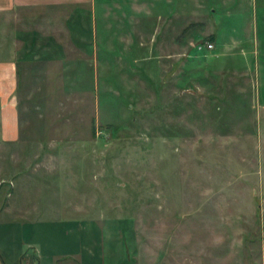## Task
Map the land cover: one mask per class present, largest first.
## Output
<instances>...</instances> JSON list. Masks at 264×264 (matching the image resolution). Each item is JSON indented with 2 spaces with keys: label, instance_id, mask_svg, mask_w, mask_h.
Instances as JSON below:
<instances>
[{
  "label": "rangeland",
  "instance_id": "374dc122",
  "mask_svg": "<svg viewBox=\"0 0 264 264\" xmlns=\"http://www.w3.org/2000/svg\"><path fill=\"white\" fill-rule=\"evenodd\" d=\"M182 16L183 70L117 49L98 70L26 71L22 88L16 71L0 182L16 183L20 264H264V20L256 0H185ZM20 27L0 32L19 69ZM25 108L46 119L28 151Z\"/></svg>",
  "mask_w": 264,
  "mask_h": 264
},
{
  "label": "crops",
  "instance_id": "0c3cea01",
  "mask_svg": "<svg viewBox=\"0 0 264 264\" xmlns=\"http://www.w3.org/2000/svg\"><path fill=\"white\" fill-rule=\"evenodd\" d=\"M234 1L242 3V0ZM259 1L256 0L257 13L262 14L264 20V0ZM184 6L185 0H0V32H4V25L10 20L20 21L24 28L20 27V69L19 59L0 53L1 141L10 143L19 138L16 105L11 101L16 89V71L20 70L22 88L26 71H67L73 66L98 70L100 64L105 63V51L110 53L117 49L122 54V51H144L150 54H142L146 57L157 52L163 66H168L169 59H175L183 70L185 21L180 16ZM154 24L162 27L160 46L156 43ZM210 35L216 36V45L218 35L215 31ZM137 62L142 63V60L137 59ZM26 110L22 109L23 117L20 113V149L23 151L43 145L39 135L44 131L39 130L40 122L46 120L43 115L29 116L24 113ZM45 123L48 125V121ZM29 177L38 180L34 174L22 178L31 180ZM15 184L11 181V188L2 196L6 187L0 182V200L4 199L0 203V264H20V201H13L17 196ZM25 260L33 264L31 255Z\"/></svg>",
  "mask_w": 264,
  "mask_h": 264
},
{
  "label": "built area",
  "instance_id": "2783aa9c",
  "mask_svg": "<svg viewBox=\"0 0 264 264\" xmlns=\"http://www.w3.org/2000/svg\"><path fill=\"white\" fill-rule=\"evenodd\" d=\"M197 49H198V51H206V50H208V51H211V50H214V45H213V43H210V42H206V43H198L197 44Z\"/></svg>",
  "mask_w": 264,
  "mask_h": 264
},
{
  "label": "trees",
  "instance_id": "16d2710c",
  "mask_svg": "<svg viewBox=\"0 0 264 264\" xmlns=\"http://www.w3.org/2000/svg\"><path fill=\"white\" fill-rule=\"evenodd\" d=\"M215 40H216V36L210 35L204 39V42H210L211 43V42H215Z\"/></svg>",
  "mask_w": 264,
  "mask_h": 264
}]
</instances>
